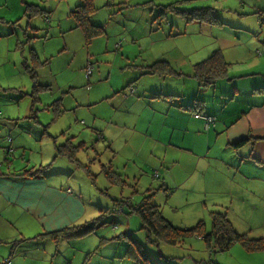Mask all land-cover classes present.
<instances>
[{
    "label": "rangeland",
    "instance_id": "374dc122",
    "mask_svg": "<svg viewBox=\"0 0 264 264\" xmlns=\"http://www.w3.org/2000/svg\"><path fill=\"white\" fill-rule=\"evenodd\" d=\"M78 1L0 0V27L3 25L5 30L1 31L0 29L1 34L5 35L0 38V119L12 124L19 122L17 127L24 129L26 126L28 127V123L34 125L31 120L36 118L43 122L47 120L46 115H48L45 113L47 109L45 104L55 99L57 94L61 93L62 88L72 90L73 96L80 104L77 106L81 108L78 110L79 115L71 121L73 125L69 130L71 134L75 135L72 139L73 143L79 140L85 142V145L77 153L81 165L76 166L75 163L63 157L66 161L71 162L70 166L66 168L62 163L56 162L55 167L58 171L63 169L64 173L73 170L75 176L72 178L76 184V190L82 193L83 198L87 201L86 204L92 202L96 208L99 205L101 211H105L104 215L107 217L110 215V219L114 220L107 221L100 227L96 226L82 238L68 239L67 242H65L66 239L60 241L57 249L55 244L51 246L50 242L42 241L41 245L46 246L48 250L46 253L50 261L48 264H55L58 259H60V264H68L67 259L72 260L71 264H138L130 256H122L127 248V238H113L125 231L131 232L141 241L139 246L142 252L148 254L156 264H205L209 259L214 262L217 260L216 263L220 264H264V247L259 250H246L240 243H235L225 251H220L215 247L209 250L205 241L196 236L186 238L181 244H168L165 241L154 244L149 241L146 237V230L140 228V217L136 213H129L130 209L127 207V203L122 200L123 197H120L137 196L136 198H141L142 191L139 195L132 193V185L124 184L123 181L120 183L115 176H111L110 179L105 173L107 168L102 166L110 165L117 172L129 173L128 178L130 179H127V182L135 183L139 190H144L148 186L156 188L163 180L166 185L173 186L174 183L178 185L181 180L179 175H184L183 169L173 162V156L177 153V149L168 144V138L171 137L172 132L173 142L178 141V133L174 132L170 125H163L162 120L159 122L154 120L149 127V125H141L140 119L137 130L148 132L149 136L135 138L133 142L141 150L136 148V152L129 155L130 151L127 148L131 143L126 144L119 139L112 144L107 137H105L106 139H96L97 133L93 134L91 130L93 124L87 114V97L91 91L97 95L96 99L90 95L91 102L95 100L90 109L95 113L93 121L100 126L99 128L109 125L106 124L107 113L113 101L109 97L103 98L102 96L110 92L109 81L115 85L124 81L125 76L130 73L128 70L131 68L129 64L132 59L133 62L140 63L144 61V58L152 57L157 52L163 53L161 55L166 61H168L167 59L174 62L186 61L187 65H183L182 70L188 71L190 62L201 61L212 55V49L200 46L220 42V39L224 37L222 28H211L216 24L212 22H217L218 27L228 28L227 24L230 23L236 26L248 25L260 31L261 25L256 13H253L255 10L253 6L256 1L262 4L263 0H93L97 9L92 13L91 18L105 26V33L87 44L84 39L83 42L81 41L80 35H83L81 28L75 27L73 32L69 29L67 34L61 31L74 25V20L67 16V13ZM82 1L80 2L82 3ZM124 1H127V4ZM68 2L69 9L67 8ZM27 3L30 4L28 11L25 10ZM40 7L47 10L48 19L44 16L43 11L39 10ZM160 7L165 8L161 10ZM199 8L205 10L204 15L195 20L190 15L198 12L196 9ZM49 18L50 21H48ZM222 20L227 24H220ZM262 29H264V25ZM241 35H246V33L242 32ZM250 35V39L254 41V34ZM64 41L68 43L66 50H62ZM33 46L39 53L45 52L53 57V61L51 58V61L46 65L32 64L35 66L36 74L41 75L43 81L52 80V84L47 87L36 86L37 88H34L31 82V74L25 62L34 63L35 60H31ZM59 50L66 53L59 55ZM40 59L43 58L40 57ZM56 62L60 63L61 71L55 77L52 70H55ZM88 65L92 66V74L89 78L86 75ZM98 65L99 67H97ZM160 66H163L165 76H175L172 69L163 63L159 64ZM176 69L178 70V68ZM100 76H103V80L100 81L103 85L97 84L100 79L94 81ZM203 77L200 79L206 80ZM182 81L187 84L191 83L188 77L183 78ZM176 82L175 79L167 80L164 90L177 89ZM94 84L96 85L93 87ZM33 88L36 89L40 99L34 100V96H30L33 94L31 91ZM73 96H66L68 107L75 104L72 100ZM32 99L35 111H30ZM3 109L10 115L5 117ZM24 109L27 117L20 115ZM141 111L138 110L136 115L139 116ZM118 114L117 112L116 115ZM65 115L66 119H71L73 112L68 111ZM145 115H151L147 113V109L142 112L141 116ZM81 120H84V123H81ZM130 130L133 129L127 131ZM33 134L32 132L31 135L33 136ZM4 135L0 132V137ZM25 135L28 136V130ZM125 136L124 138H127L126 133ZM2 139L0 138V141ZM154 139L162 140L164 144H157ZM59 142L62 143L60 145H65L61 139ZM57 144L59 145V143ZM198 144L201 149L206 148L204 136ZM38 145L39 143L37 147L35 146L36 151L28 152L24 158L15 155L12 157H15V161L21 162L30 157L32 162H36L40 155ZM50 145L48 147L42 142L43 154L46 147L50 149ZM114 148L117 150L116 153ZM151 149H154V152L150 154ZM1 156L2 151L0 152ZM159 159H162L161 165H158ZM30 165L32 166V164ZM84 165L89 168L92 174H87ZM176 184L175 187H177ZM161 192L163 193V190ZM208 195L211 197V193ZM113 198L121 199L119 206L116 205L117 211H113L114 203L117 201ZM156 200L154 197L155 202ZM165 200L161 202L164 203ZM159 204L161 205V203ZM209 206L211 205L209 204ZM209 206L204 205L200 190L195 192L187 187V190H176L174 197L168 200L166 205H162L161 209L174 225L190 227L202 219L206 229L209 230L212 208ZM121 207L124 209L123 212ZM107 209L110 211L107 212ZM220 209L227 212L237 231L247 232L250 237H264V207H259L256 211L254 208H247V206L246 208L230 206ZM100 222L102 221L100 220ZM101 236L109 238L102 241ZM27 243L31 246L36 244L34 240H29Z\"/></svg>",
    "mask_w": 264,
    "mask_h": 264
},
{
    "label": "crops",
    "instance_id": "0c3cea01",
    "mask_svg": "<svg viewBox=\"0 0 264 264\" xmlns=\"http://www.w3.org/2000/svg\"><path fill=\"white\" fill-rule=\"evenodd\" d=\"M80 1L75 6L80 4ZM91 1L96 10L93 0ZM124 3L127 4V1ZM75 6L67 13V16L74 20V25L66 30H61L66 34L69 29L73 32L77 27L76 21L71 15ZM253 7L255 8L253 13H256L261 25L260 31L248 25L227 24L223 20L220 21V24H227L228 28L218 27L217 22H212L216 24L211 28H222L224 37L220 39V42L203 44L200 47L212 49V55H215L219 65H222V70L203 85L196 75V65L208 59L209 56L201 61L190 62L188 71L182 70V66L187 65L186 61L174 62L169 59L166 61L161 55L163 53L157 52L152 57L144 58V61L140 63L133 62L132 59L129 64L131 68L128 70L130 73L125 76L124 81L117 85L109 81L110 92L102 96L103 98L109 97L113 101L108 109V120L106 121V124L110 126L105 128H99L100 126L93 121L95 113L90 109L91 105L95 103L94 99L97 95L89 91L87 114L93 124L91 127L93 134L97 133L96 139H106L105 137H107L112 144L119 139L126 144L131 143L127 148L130 151L129 155L136 152V148L141 150L140 147L135 146L133 142L135 138L149 136L148 132L137 130L140 119L141 125H149V127L154 120L158 122L162 120L163 125H170L174 132L178 133L179 142H173V132L168 138V144L177 149V153L173 156V162L183 169L184 175L178 174L181 179L178 185L176 183L173 186L166 185L163 180L156 188L148 186L144 190H139L135 183L127 182V179H130L128 178L129 173L117 172L110 165L102 166L103 168L111 167L116 171L120 175L116 177L120 183L132 185V193L139 195L142 191L141 198L120 196L127 203V207L130 209L129 213L138 215L131 209V206L138 205L144 194L150 191L152 192V202L158 205L163 214L162 205H166V202L174 197L176 190H187V187L195 192L200 190L204 205L208 207L210 204L211 210L223 211L220 208L230 206L246 208L247 206V208H254L256 211L259 207H264V29H262L264 23H262L261 14L258 12V10L264 9V0L262 4L256 1ZM67 8L69 9V2ZM39 10L43 11L46 18L48 17L47 10L42 7ZM92 13L89 16L90 22L101 24L92 20ZM194 19L196 20V18ZM0 29L5 31L3 25ZM103 29L104 32L94 38L103 35L105 26ZM81 32L83 35H80V38L83 42L85 37L82 30ZM242 32H245L246 35H241ZM250 34H254V41L250 39ZM3 36L5 35L0 32V38ZM33 48L39 59L40 57L49 58L47 63L51 61V58L53 61L52 56L45 52L39 53L35 46ZM66 49H68V43L64 41L62 50ZM62 50H59V55L66 53ZM161 63L172 69L175 76H165L163 66L159 67ZM55 64L56 68L52 71L56 77L61 69L59 62ZM148 70L154 72L149 73ZM91 74L92 72L87 77L89 78ZM100 75L103 74L100 73ZM36 76L40 85L52 84V80L43 81L41 75L36 74ZM186 77L190 78L191 83L187 84L182 81ZM97 79H100L97 84L103 85L100 82L103 80V76L95 78L94 81ZM170 79L177 80L175 83L177 89L165 91V82ZM124 84H126L125 87H123ZM68 95L73 96L72 90L62 88L61 93H58L55 99L45 104L47 120L43 122L38 118L34 119L35 121L31 120L34 125L28 123V127L26 126L28 136L25 135L26 128L17 127L19 122L12 124L0 119V132L5 134L0 137L3 138L0 141L2 144L0 145V152L2 151L0 157V260L3 257H8L13 264H48L49 256L46 254L48 250L46 246L41 245L42 241L50 242L51 246L55 244L57 249L62 240L66 239L65 242H67L68 239L82 238L83 236L68 237L64 235L54 238L52 233L96 219L100 214L99 205L97 208L92 202L87 205L82 193L77 192L76 184L72 178L75 176L74 171L70 170L64 173L63 169L58 171L55 167L56 162L62 163L66 168L70 166L71 162L68 157L56 154V146L57 143L62 144L59 139L62 142L65 140V143L68 138L73 141L75 135L71 134L69 129L73 125L71 121L79 115L78 110L81 108L77 106L80 104L74 96L72 100L75 104L68 107L66 104ZM90 95L94 97L93 102H91ZM38 99H40L39 94ZM56 101L58 105L55 106L53 104ZM145 109L151 115L141 116ZM138 110H142L139 112V116L136 115ZM68 111L73 112L71 119H66L65 114ZM117 112L118 115H116ZM196 112L211 115L214 118L213 122L206 123L201 117L195 116ZM25 113L24 109L20 115H25ZM3 114L5 117L10 115L4 109ZM24 117H27V114ZM65 120L66 123L63 124ZM81 123H84V120H81ZM128 129L133 130L127 131ZM125 133L127 138H124L126 137ZM203 136L206 148L201 149L198 143L201 142ZM241 139H245V142L239 143ZM154 140L157 144H164L162 140ZM37 142L40 152L38 161L32 162L29 157L26 161L21 162L15 161V157H12L13 155L26 157L28 152L36 151ZM42 142L48 147L51 144L50 149L45 148L44 154ZM109 149L111 151L110 146ZM114 152H117L116 148H114ZM153 152L154 149H151L149 153ZM159 161L158 165H161L162 159ZM76 166L78 165L76 164ZM38 168L36 173H24V170L30 171V169ZM209 193H211V197H209ZM154 197L157 199L156 202ZM113 199L117 200L114 203L113 211H117L116 205L119 206L121 199ZM164 199L166 202L162 203L161 201ZM93 208H95L94 211ZM121 209L123 212V207ZM224 212L227 214L226 211ZM104 216L100 219L102 222L97 223V227L107 221H114L110 219V215ZM138 217L140 216L138 215ZM164 217L166 216L164 215ZM167 220L169 219L167 218ZM29 240H34L36 244L31 246L27 243ZM122 256H125V251ZM59 260L55 261V264H60ZM67 260V263L71 264L72 260ZM63 261L65 262V259Z\"/></svg>",
    "mask_w": 264,
    "mask_h": 264
},
{
    "label": "trees",
    "instance_id": "16d2710c",
    "mask_svg": "<svg viewBox=\"0 0 264 264\" xmlns=\"http://www.w3.org/2000/svg\"><path fill=\"white\" fill-rule=\"evenodd\" d=\"M29 9L30 4L26 5L25 7L26 11H28ZM94 10L95 8L92 5L91 0H83L82 3L76 5L71 11V15L75 19L77 27L81 28L84 33L86 44L90 43L92 38L104 32L103 26L101 24H95L90 22L89 16ZM196 10L198 12H195L194 15H190L191 17L198 19L199 17L204 15L205 10H201V8ZM258 12L259 14H261L262 23H264V9L258 10ZM28 15L31 16L29 13ZM31 53V60H35L34 63L32 62L30 64L28 62H25V64L30 71V77L34 88H37L36 86L47 87L45 85H40L37 82L35 66H32V64H46L49 58L40 60L36 53L33 51V49L31 50ZM211 56L212 57H209L208 59H205L201 63L196 65V75L199 78H202V76L206 78V80L200 79L202 84L213 78L216 74H218V72H220V70H222V65H219V61L217 60V58H215V55ZM89 67L92 66L88 65L87 68ZM147 72L152 73L154 71L148 70ZM90 73H87L86 71V75ZM34 88L31 90L33 91V94L30 96H34V100H36L38 98V94L36 92V89ZM34 100L32 99L31 111H34ZM57 103L58 102L56 101L53 105L56 106L58 105ZM243 142H245V139L239 140V143ZM84 145V141L73 143V141L68 138L65 145L59 144L56 146V154L65 155L71 162H74L79 166L81 165V162L78 160L76 153ZM84 169L86 170L88 175L92 174L86 165H84ZM38 170L39 168L35 170L30 169V171L24 170V173L29 172L33 174L36 173ZM105 173L107 176H109V178L111 176H120L116 171L112 170L111 167H107ZM151 193L152 192L144 194V196L142 197V201L138 205L134 206L131 204V209L137 212L140 216V228L146 230L147 239L153 242L154 244H158L159 241H165L168 244H181L186 238L196 236L198 238H202L209 249L215 247L220 251L227 250L232 244L235 243H240L246 250H259L264 247V237H250L248 236L247 232L237 231L233 227L227 214L224 211L220 210L210 211L211 228L209 230L206 229L205 222L202 219H199V221L195 225L190 227H180L174 225L169 220H167L166 217H164L158 205L152 202ZM109 211L110 210L107 209V212ZM104 213L105 211L100 210V214L96 217V219H92L91 221H86L79 225L69 226L55 231L54 233H52V237L57 238L61 235L68 237L83 236L84 234L91 232V230H93L97 226V223L104 216ZM121 237H125L128 240L127 248L125 250V256L132 257L134 261H136L138 264H156L148 256V254L142 252L139 246V242L141 241H139L134 234H132L131 232H125L123 234L113 236V238L115 239ZM101 240L106 241L108 239H106V237H102ZM205 264L218 263L213 262L211 259H209Z\"/></svg>",
    "mask_w": 264,
    "mask_h": 264
},
{
    "label": "built area",
    "instance_id": "2783aa9c",
    "mask_svg": "<svg viewBox=\"0 0 264 264\" xmlns=\"http://www.w3.org/2000/svg\"><path fill=\"white\" fill-rule=\"evenodd\" d=\"M90 72H91V67H89L87 69V73H90ZM195 116L201 117L206 123H211L214 120V118L211 115L204 114V113H201V112H196L195 113ZM0 264H13V263H11V261L9 260V258L6 257V258H3L0 261Z\"/></svg>",
    "mask_w": 264,
    "mask_h": 264
}]
</instances>
